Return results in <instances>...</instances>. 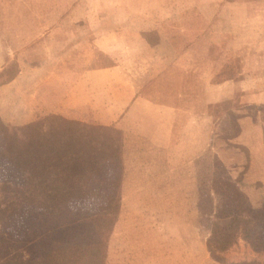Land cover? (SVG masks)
<instances>
[{"label":"rangeland","instance_id":"1","mask_svg":"<svg viewBox=\"0 0 264 264\" xmlns=\"http://www.w3.org/2000/svg\"><path fill=\"white\" fill-rule=\"evenodd\" d=\"M119 1L125 0H0V104L3 109L0 113V183L55 167L89 170L97 175L114 167L112 152L118 137L111 128L50 114L31 116L33 119L24 123L17 117L5 116L4 102L10 93L11 97L18 98L14 111L20 113L23 109L21 97L15 95L18 87L25 88L23 91L30 95V101L34 97L31 95L34 83L46 78L50 82L47 87H54L55 91L48 93L42 89L38 96L48 108L55 93L56 97L61 96L64 86L79 77V70L84 71L86 66L120 64L124 74L138 81L139 91L158 99L165 95L198 96L201 83L228 76L234 66H242L247 54L250 58L246 67L258 64L257 67L264 70V22L254 21L249 24L254 27H243L237 30L238 35H233L234 29L230 32L220 24L206 30L204 22L190 21L182 29V23L175 21L174 33L178 35L143 38L149 44L144 47L138 43L140 38L135 37L109 38L96 34L86 38L85 32L99 33L107 29L108 24H101L99 17L112 15V7ZM234 47L239 48L237 59L231 55L229 60L227 50ZM38 63L43 66L32 67ZM12 76L25 79L16 81L14 89L7 91L5 86ZM52 78H57L56 83ZM254 111H259L258 120L264 124V109ZM208 141L214 143L207 138ZM221 144L215 153L207 148L204 165L193 162L176 165L172 173H167V181L163 175L162 181H153L148 179L153 173L144 172L145 179L126 182L120 203L123 208L117 214L119 232L112 240L114 252L130 254L123 258L126 264H142L146 257L133 258L132 255L135 252L148 255L150 248L152 253L156 250L159 254L154 264H264V253L254 251L240 235L217 253L207 248L213 222L216 220L223 231L229 222L227 217L216 219L221 197H229L227 204L233 205L236 188L246 195V205L250 202L249 206L254 208L259 205V192L264 193L261 154L255 152L252 168L245 175L248 154L245 157L242 150ZM54 149L74 153V158L62 157L53 164ZM237 160L240 165L235 164ZM237 173L240 181L234 179ZM104 188L105 185L96 182L90 190L100 193ZM124 238H133L138 243H129Z\"/></svg>","mask_w":264,"mask_h":264},{"label":"crops","instance_id":"2","mask_svg":"<svg viewBox=\"0 0 264 264\" xmlns=\"http://www.w3.org/2000/svg\"><path fill=\"white\" fill-rule=\"evenodd\" d=\"M116 4L111 9L112 15L99 17L101 24H108L107 29L99 33L85 32L86 38L96 34L109 38L135 37L140 38L138 43L144 47L149 44L143 38L178 35L174 33L175 21L182 23V29L190 21L204 22L203 29L206 30L220 24L228 27L230 32L234 29L233 35H238L237 30L243 27H254L249 25L254 21L264 22V0H125ZM198 35L201 36V33ZM227 51L229 60L231 55L235 59L239 48H229ZM248 57L250 55H245L242 66H234L228 76L201 83V91L196 97L174 98L173 95H165L158 99L139 91L138 81L124 74L120 64L95 68L86 66L84 71L79 70V77L64 86L61 96L56 97L55 93L50 107L42 105V98L38 94H41L42 89L48 93L55 89L47 87L50 82L42 78L34 83L35 89L31 92L34 97L30 101V95L23 91L24 87L16 88L15 95L21 97L19 101L23 107L20 113L14 111L18 98L11 97L12 93L6 97L4 112L7 117L11 115L12 119H21V123L50 114L115 131L122 168L117 209L119 215L123 208L121 196L127 181L145 179L144 172L153 173V177L148 178L153 181H162V175L167 181V173H172L173 168L180 163L204 165L207 148L218 152L221 142V145L229 144L228 148L247 152L245 175L252 168L255 152L261 154L264 181V124L258 120L259 111H254L256 108L264 109V70L261 71L258 64L246 67ZM42 66V63H38L32 67ZM24 79L12 76L5 89L13 90V84ZM56 79L52 78L51 81L56 83ZM207 138L214 143H207ZM130 173L134 176H130ZM118 218L116 215L108 238L105 264H126L123 258L130 256L114 252L112 248L113 236L119 232ZM123 240L138 243L133 238ZM144 253L135 252L132 257L142 255L148 258V262L144 258L142 264H152V261L154 264V261L159 260L156 250L152 253L150 248L148 255Z\"/></svg>","mask_w":264,"mask_h":264},{"label":"trees","instance_id":"3","mask_svg":"<svg viewBox=\"0 0 264 264\" xmlns=\"http://www.w3.org/2000/svg\"><path fill=\"white\" fill-rule=\"evenodd\" d=\"M54 150L53 164L62 157L74 158V153ZM112 160L113 169L98 175L55 167L0 183V264H105L119 205L122 168L117 145ZM234 177L240 181L238 173ZM96 182L105 185L100 193L90 190ZM234 190L233 205L223 196L215 211L216 219L229 218L226 231L215 220L207 248L217 253L240 235L254 251L264 253V193L259 192V205L252 208L250 202L246 205V195Z\"/></svg>","mask_w":264,"mask_h":264}]
</instances>
